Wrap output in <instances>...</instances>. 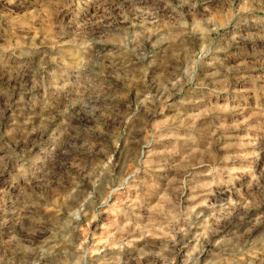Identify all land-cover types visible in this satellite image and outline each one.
<instances>
[{"label":"rangeland","instance_id":"rangeland-1","mask_svg":"<svg viewBox=\"0 0 264 264\" xmlns=\"http://www.w3.org/2000/svg\"><path fill=\"white\" fill-rule=\"evenodd\" d=\"M0 264H264V0H0Z\"/></svg>","mask_w":264,"mask_h":264}]
</instances>
